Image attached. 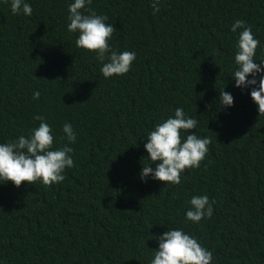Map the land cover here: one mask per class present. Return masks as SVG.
<instances>
[{"label":"trees","instance_id":"16d2710c","mask_svg":"<svg viewBox=\"0 0 264 264\" xmlns=\"http://www.w3.org/2000/svg\"><path fill=\"white\" fill-rule=\"evenodd\" d=\"M26 2L31 16L0 0V143L27 136L36 115L52 127L54 149L68 144L65 123L77 139L62 183L0 181V264H150L169 229L197 239L211 264H264V116L252 86L235 85L231 31L238 19L250 25L254 59L264 60V0H160L155 15L153 0H92L117 29L112 49L136 53L131 70L111 78L67 30L74 0ZM223 89L233 106L220 105ZM176 108L198 121L185 138H211L206 158L179 185L144 182L145 140ZM197 195L214 211L193 223L186 212Z\"/></svg>","mask_w":264,"mask_h":264},{"label":"clouds","instance_id":"9594fccd","mask_svg":"<svg viewBox=\"0 0 264 264\" xmlns=\"http://www.w3.org/2000/svg\"><path fill=\"white\" fill-rule=\"evenodd\" d=\"M8 3V0H4ZM92 0H74L69 5L67 30L78 33L75 43L80 49L93 52L102 64L101 73L105 78L127 74L136 60L134 51L117 52L112 49L109 41L117 31L115 26L107 21L104 15H97L88 5ZM160 0H153V15L160 11ZM11 12L31 16L33 8L26 0H11ZM87 12V14H85ZM239 30L236 44L235 64L238 66L232 77L238 88L252 86L251 98L258 105L259 116H264V60L255 61L256 51L260 41L254 37L252 28L243 20H236L231 31ZM251 76L252 79L248 77ZM259 76V80H257ZM40 92L33 93V99L38 100ZM220 105L231 107L234 97L231 93L220 91ZM39 126L33 128L28 135H20L17 139L0 143V181L12 182L16 187L25 182L34 185L41 181L45 186L62 183L67 168L74 167L72 156L74 149L68 144L76 142L77 134L70 123L63 125L64 136L68 141L62 148H55L52 127L42 115H36ZM198 121L186 116L183 108H176L174 117H169L157 124L149 132L144 148L148 153L147 159L152 163L143 165L140 178L147 182L153 179L166 184L179 185L181 174L187 169L199 168L206 158L209 137H198L195 132L186 138L182 133H188L197 128ZM155 164V168L151 167ZM207 195L193 196L190 209L186 212V219L199 223L205 218L213 216V204ZM159 248L154 252L150 264H211L213 254L203 247L197 239L185 233L182 229H169L159 236Z\"/></svg>","mask_w":264,"mask_h":264}]
</instances>
